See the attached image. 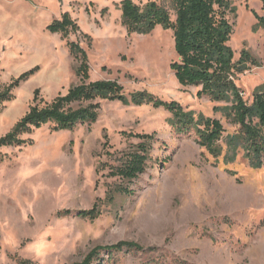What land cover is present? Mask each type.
I'll return each mask as SVG.
<instances>
[{
  "label": "rangeland",
  "instance_id": "obj_1",
  "mask_svg": "<svg viewBox=\"0 0 264 264\" xmlns=\"http://www.w3.org/2000/svg\"><path fill=\"white\" fill-rule=\"evenodd\" d=\"M122 1L0 0V90L38 68L3 105L0 138L29 112L37 89L44 106L80 84V63L69 42L86 51L90 81H118L126 95L148 92L177 102L195 118L220 120L225 137L239 131L215 110L227 103L179 84L171 70L178 60L173 31L157 27L149 35H129ZM230 1L236 8L229 14L235 62L243 52L257 62L237 78L251 103L264 85V29L255 17L264 12L261 0ZM65 13L80 27L67 39L48 30ZM98 102L94 124L61 132L47 125L24 136L30 145L0 149V264H74L97 247L120 242L143 251H103L94 264H264V168L252 169L242 151L226 162L224 143L223 154L214 158L195 130L180 132L164 108ZM144 134L155 137L148 142L146 172L131 182L111 177L124 155L145 142L133 135ZM95 205V220L61 215Z\"/></svg>",
  "mask_w": 264,
  "mask_h": 264
},
{
  "label": "trees",
  "instance_id": "obj_2",
  "mask_svg": "<svg viewBox=\"0 0 264 264\" xmlns=\"http://www.w3.org/2000/svg\"><path fill=\"white\" fill-rule=\"evenodd\" d=\"M264 12V0H261ZM122 25L129 35H149L157 27L174 33L175 52L178 60L171 64V70L183 87H196L198 97H208L213 102L227 103L215 108L233 124L239 126L234 135L224 136L225 129L220 120L204 115L195 118L193 112H187L177 102H164L148 92L125 94L124 87L118 81H90V65L86 51L77 43L69 42L70 53L79 61L76 74L80 84L72 87L66 95H60L51 103L42 106L40 90L35 91L34 105L14 126L11 132L0 138V149L21 147L32 142L24 138L44 126L50 125L53 131H74L84 124H94L99 118L100 102H120L123 105L142 106L151 104L155 108H164L172 114L174 124L180 132L195 130L198 143L214 158L223 154L224 143L227 147L226 162L236 160L240 151L252 169L264 168V85L253 93L251 103L246 101L242 89L237 85L239 74H243L248 64L257 65L256 60L243 52L239 62H235V52L230 46L234 26L229 14L236 8L230 0H147L143 6L133 0H123L120 4ZM172 12L176 19H172ZM257 27L264 29V15L255 14ZM52 34H61L67 39L71 33L80 31V27L69 13L62 15L48 26ZM38 68L23 73L3 91L0 90V114L5 103L14 99V90L29 80ZM81 103L78 108L74 104ZM86 104V105H85ZM141 142L136 150L126 153L121 166L113 168L110 176L121 177L131 182L146 172L149 161L148 142L153 135H133ZM108 140V138H106ZM108 145V142L107 144ZM4 157L0 155V163ZM119 193L132 194L129 189L120 188ZM113 200L112 194L108 197ZM76 215L79 218L95 220L100 216L98 205L90 210L61 212V215ZM143 251L134 242H120L107 247H97L82 262L74 264H94L100 253L108 251ZM20 264H30L21 261Z\"/></svg>",
  "mask_w": 264,
  "mask_h": 264
},
{
  "label": "built area",
  "instance_id": "obj_3",
  "mask_svg": "<svg viewBox=\"0 0 264 264\" xmlns=\"http://www.w3.org/2000/svg\"><path fill=\"white\" fill-rule=\"evenodd\" d=\"M244 96V95H243Z\"/></svg>",
  "mask_w": 264,
  "mask_h": 264
}]
</instances>
